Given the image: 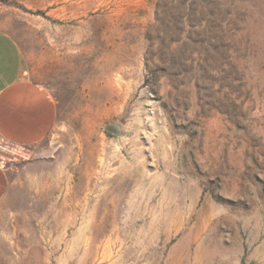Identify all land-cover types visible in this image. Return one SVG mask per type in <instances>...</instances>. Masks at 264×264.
<instances>
[{"label": "rangeland", "instance_id": "obj_1", "mask_svg": "<svg viewBox=\"0 0 264 264\" xmlns=\"http://www.w3.org/2000/svg\"><path fill=\"white\" fill-rule=\"evenodd\" d=\"M0 28L58 103L0 138V264H264V0H0Z\"/></svg>", "mask_w": 264, "mask_h": 264}, {"label": "crops", "instance_id": "obj_2", "mask_svg": "<svg viewBox=\"0 0 264 264\" xmlns=\"http://www.w3.org/2000/svg\"><path fill=\"white\" fill-rule=\"evenodd\" d=\"M58 121V103L52 92L28 76L22 49L0 28V138L15 146H32L44 140ZM10 187L0 163V203Z\"/></svg>", "mask_w": 264, "mask_h": 264}, {"label": "water", "instance_id": "obj_3", "mask_svg": "<svg viewBox=\"0 0 264 264\" xmlns=\"http://www.w3.org/2000/svg\"><path fill=\"white\" fill-rule=\"evenodd\" d=\"M106 129L114 133H118L120 131V127L117 124H108Z\"/></svg>", "mask_w": 264, "mask_h": 264}, {"label": "trees", "instance_id": "obj_4", "mask_svg": "<svg viewBox=\"0 0 264 264\" xmlns=\"http://www.w3.org/2000/svg\"><path fill=\"white\" fill-rule=\"evenodd\" d=\"M161 1H163V0H159V2H161Z\"/></svg>", "mask_w": 264, "mask_h": 264}]
</instances>
